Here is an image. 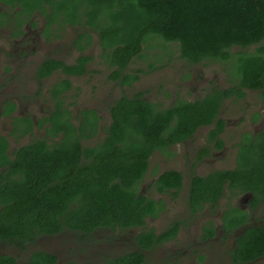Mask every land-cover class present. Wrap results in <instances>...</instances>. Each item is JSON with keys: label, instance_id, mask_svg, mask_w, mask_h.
<instances>
[{"label": "trees", "instance_id": "trees-1", "mask_svg": "<svg viewBox=\"0 0 264 264\" xmlns=\"http://www.w3.org/2000/svg\"><path fill=\"white\" fill-rule=\"evenodd\" d=\"M23 12L39 9L49 15L51 23L63 17L65 23L94 28L99 33L103 56L112 68L114 78L132 85L138 77L123 75L131 62L140 57L144 44L151 39L177 44L180 57L189 64L205 61H233L237 85L213 89L203 99L178 101L160 109L140 96H123L110 107L111 124L95 147L84 148L82 138L97 135V120L87 119L91 132L73 126L60 129L66 133L61 144L45 142L22 148L10 163L9 181L0 186V234L20 247L39 234H56L64 228L83 234L98 230L128 231L140 229L136 243L140 250L112 260L109 264H144L143 251L176 238L181 225L175 222L157 233L146 229L147 220L159 216L155 200L139 191L156 150L191 138L196 131L217 118L225 99L244 97L245 89H264V47L256 53H235V47L246 49L264 41V0H19ZM11 4L15 0H10ZM91 57H82L77 65L49 60L42 76L59 69L65 75H83ZM46 72V73H44ZM71 89L68 80L61 83ZM60 87V88H61ZM63 89L59 92H62ZM87 114V113H86ZM222 128L223 125L219 124ZM3 146L0 145V153ZM5 158V156H2ZM161 193L182 186V176L166 172L156 180ZM225 188L254 195L255 207L264 200V131L246 136L239 145L234 170L217 171L207 177H195L189 196L193 213L206 204L215 207L225 195ZM178 195L177 193H174ZM162 209V208H161ZM227 229L245 224L246 211L234 208L225 213ZM209 236L213 228L205 229ZM232 253L236 263L264 255V224L247 228L237 238ZM32 264H55L56 258L36 253ZM0 264H16V259L0 258Z\"/></svg>", "mask_w": 264, "mask_h": 264}, {"label": "rangeland", "instance_id": "rangeland-1", "mask_svg": "<svg viewBox=\"0 0 264 264\" xmlns=\"http://www.w3.org/2000/svg\"><path fill=\"white\" fill-rule=\"evenodd\" d=\"M2 11L6 12V8L0 4V12ZM40 26L41 22L38 23V28ZM8 32H11L10 28L9 30L0 29V52L3 49V39ZM77 33L79 30L76 28H64L61 31L63 41L57 42L59 44H55L57 47L53 49L57 50L60 57L64 58L65 56L67 61L78 58L79 54L72 53L71 47ZM91 34L93 38L91 36L90 47L83 53V55H89L92 58L89 62L88 73L83 78L73 81V88L67 94L64 103L65 108L71 113V123L76 127L79 126L82 114L86 110H94L99 116L97 135L92 136L89 141L87 140L88 142L85 140L84 146L92 147L102 140L105 130L111 122L110 107L123 96H140L160 109H166L180 100L194 102L203 99L213 89H227L237 83L233 64L235 57L234 60L229 61L230 63L228 62L229 64L220 61L189 64L180 57V49L177 44L165 43L160 39H151L144 44L142 55L134 58L124 71L123 75L138 77L132 85L126 86L123 84L122 78L119 80L114 78L116 68H112L105 60L100 38L94 33ZM31 45L29 44L28 47ZM262 46L264 47V41L261 45L250 46L246 49L235 47L231 52L232 54H253ZM38 48L43 49L41 45ZM33 56L31 53L30 59L27 61L32 63V68L35 65ZM27 76L29 77V73L22 75L21 78ZM63 78L64 76L58 73L53 81ZM39 88L40 90L35 89L36 101L33 100L32 103L39 109L42 108L44 112H54V101L48 96L47 91H42V87ZM245 92L246 97L244 99H229L225 102L223 118L230 120L231 123L221 137L225 145L222 149H215L214 155L205 160L198 162L193 160V152L195 155L201 147L206 145L211 147L215 143L208 137L210 129L203 128L191 142L175 148L174 159L171 162H168L166 155L156 153L151 159L150 171L139 189L149 188L155 180L153 177L156 173L158 175L164 169L171 167L181 170L188 178H191L194 173L205 176L213 171L236 168L237 144L245 132L254 134L258 129L257 125L261 123L264 117L262 93L250 92L249 90H245ZM255 115H259L257 122L254 120ZM0 123H5V121H0ZM87 129L92 131V126L88 125ZM51 140L55 142L59 138L55 137ZM183 153L185 155L182 160ZM188 182H186L184 190L177 199L169 195L154 193V191L151 195L148 194L153 199L156 197L164 200L166 208L157 218L147 220L146 229H154L157 233H161L175 222H179L182 226L178 235L179 242H173L156 249L148 264H172L170 257L175 252L174 249L180 252L185 251L184 254L191 255L187 264H231V249L243 229L226 231L224 229L225 211L231 207L241 208L242 206L243 210L250 213V224L260 225L264 222V201L253 209L251 201L248 203L240 202L244 196L241 191L239 193V191L232 190L226 192L218 206H208L200 213H193L189 208ZM210 228L216 231L217 240L207 241L203 250L207 256V261L200 263L196 260V255H192V250L199 244V238L202 237L205 229ZM140 232V229L128 231L98 230L93 234L84 235L71 231L65 232L59 238H54L53 241L47 243L51 247L53 242L59 248V252L63 256L61 264L70 262L100 264L105 260L138 250L136 236ZM46 249L50 251L49 247ZM6 252L11 255L16 253L19 254V257H24L27 250H21L15 244H10L6 247Z\"/></svg>", "mask_w": 264, "mask_h": 264}, {"label": "flooded vegetation", "instance_id": "flooded-vegetation-1", "mask_svg": "<svg viewBox=\"0 0 264 264\" xmlns=\"http://www.w3.org/2000/svg\"><path fill=\"white\" fill-rule=\"evenodd\" d=\"M17 3H20V1L15 0V3L11 4L10 0H0V4L4 8H6V12L4 11L0 12V29H4V30H9V28L11 29V32H8L3 39V49L0 52L2 57V60L0 61V121L3 122L5 121V123L2 124L0 123V145L3 146V151L2 153H0V186L1 183L5 184L6 186V181H9V173L11 167L9 161H11L12 163L15 162L17 159V153L22 148L42 142H45L49 146H53V145L56 146L58 144H61L62 140L66 138V133L60 129L66 128L67 123L68 126H73L76 129L78 135H81V131H79V129L80 128L83 129L84 128L83 125H87L86 117L87 119L94 118L93 115H88L90 112L95 113V118L97 120V132H98V124L100 120L98 114L94 110H86L82 114L79 126L76 127L74 124L71 123V113L65 108L64 105L67 94L73 88V81L81 79L85 75H87L89 62L86 65V72L83 75H65V73L57 69V70H53L50 74H46L45 76H42L43 72L41 71V69L46 65V62L49 60H55L57 62L61 61L67 65H77L78 60L80 58L90 57L89 55H83V53L86 52L87 49L90 47L89 45L91 44V36H92L91 33H94L98 37H99V33L96 31V29L87 27L85 23H82L81 25L78 24L72 25L70 23H65L63 17H59L58 19L56 18V20L51 23L50 19L52 18V12L54 10L49 6H47L49 15H45L37 8L32 14H27L23 12V8L19 7ZM39 22H41V26L38 28ZM64 28H76L77 30H79V33L76 34L73 44L71 45L73 49L72 53L79 54L78 58L76 59L74 58L73 61L65 60L66 58L65 56L64 58L60 57L57 50H53L54 47H57L55 46V44L56 45L59 44L57 42L63 41L61 31ZM29 44H32L31 47H28ZM39 45H41L43 49L38 48ZM31 53L34 55L33 57L35 59V65L33 66V68L31 67L32 63L27 62L30 59ZM27 73H29V77L27 76L22 79L21 76L26 75ZM58 73L62 74L64 78L61 80L53 81V78ZM64 80H68L70 82L71 89L66 90L65 88L63 89V87H61L62 86L61 83ZM238 82L239 81L237 80V83ZM237 83L234 84V86L237 85ZM39 87L43 88L42 91L45 92L47 91L48 96L54 101L55 103L54 112L52 113L51 111L44 112L42 108L39 109L35 104L32 103L33 100L36 101L35 97L37 96V94L35 89L38 88V90H40ZM62 89L63 91L59 92ZM221 90H226V89H221ZM243 90L244 92L245 90H249L250 92H258V93L261 92L262 93L261 96L263 97L264 100V89L250 90L244 88ZM245 97H246V92H245V96L242 98L238 97L237 95H232L231 97L225 99L221 111L218 113L217 118L214 120L212 124L200 127L191 138L185 141L175 142L165 147L163 150H156L150 156L149 159L150 167H151V159L156 153L166 155L168 157L167 158L168 162H171L174 159L173 155L175 153L174 152L175 148L181 145H185L187 144V142H191L194 136L203 128L210 129V131L208 132V137H210V139L215 143L213 142L214 144L211 147H209L208 145L201 147L200 151L195 155L193 152L192 158L195 162H198L199 160H205L213 156L215 149H222L225 146L224 141H222L221 137L224 134L226 128L231 123L230 120H225L223 118L224 117L223 108L225 106V102L229 99H244ZM25 100L26 103L24 104ZM258 116L259 115H255L254 120L256 122L258 121ZM110 118H111V114H110ZM219 124H222L223 127L221 128ZM257 128L258 129L254 134L245 132L242 135L239 143L237 144V149H239L240 143L243 141V139L246 136L252 135L256 137L259 136V134L264 131V117L261 123L257 125ZM106 130H105V134H106ZM84 131L91 132L89 129H87V127L84 128ZM50 136L53 139L55 137L59 138V140L53 142L51 140L52 138H49ZM91 138L89 139L82 138L81 144L84 148H91L83 145L85 140L89 141ZM98 143L94 144L92 147H95ZM184 155L185 153H183L181 157L182 160ZM2 156H5V158H3ZM237 156H238V151L236 158ZM236 165H237V159H236ZM150 167L148 173L150 171ZM219 171H229V170H219ZM166 172H175V173H179L182 176V186L179 190L173 189L163 193L157 190L155 186V182L160 177V175ZM214 172L217 171H213L205 176H200L194 173L193 175H191V178H188V176L185 175L181 170L174 169L173 167L167 168L164 169L158 175L156 173V175L153 177L155 178V180L153 181L152 185L149 186V188L146 189L145 187H143L142 190L139 189L140 190L139 192L150 199L153 198L149 197L148 194L151 195L153 191L154 193L160 195H169L172 198L177 199L179 197V194H181V192L184 190L186 182L189 181L187 183L189 189V194H188V199H189L193 179L195 177H207ZM142 185L143 183L141 184V186ZM144 190H145V194H144ZM225 191L227 192L231 190L225 188ZM236 191H239V193L241 191V193L244 194L240 202L248 203L251 201V206L253 209L257 208L261 204V202L264 201L262 200L258 205L254 207L252 205V202L254 200V195L251 192H243L242 190H236ZM174 193H177L178 195H175ZM153 200H155L158 204H160L159 215L162 214L166 208V202L161 198H156V197H154ZM220 200L217 202L216 206H218ZM211 205L212 204L210 203L206 204L205 208ZM2 208L3 207L0 204V211L2 210ZM234 208H237L242 211H246L243 210L242 209L243 207L241 206V208L231 207L230 209H227L225 213ZM247 214H248V218L245 224L237 228V229L240 228L243 229V231L241 232V234H239V236L242 235L245 232V230H247V228L261 227L264 224V222L260 223V225L250 224V213L247 212ZM151 218H157V217H151ZM225 218L226 217L224 216V220ZM226 227H227V222L224 221V229L226 231H230ZM237 229H234L233 231H236ZM71 231L75 232L72 229L64 228L63 230H61V232L53 235L39 234L35 236L33 240L26 243L22 248L19 245H17L15 242L7 241L6 230H4L3 233L0 234V258H5V257L14 258L16 259V264H32L33 257L36 253H47L56 258L57 262L55 264H61V258L63 257L61 255L62 253L59 252L60 251L59 248L55 246L53 242L51 244V247L49 243L53 241L54 238H59L65 232H71ZM84 235H90V234H84ZM216 235H217L216 231H215V235L212 237H210L209 233H207L206 231L203 232L202 237L199 238L198 241L199 244L196 245V247L193 248L192 250V255L193 256L196 255V260L198 262L204 263L207 261V256L206 254L203 253V250L207 244V241L217 240ZM237 238L235 240L234 246L231 249V261H230L231 264H263L264 263V255L250 261H243L241 263L234 262L232 259V253L238 247ZM173 242H179V236L163 244L156 245L150 250L143 251L145 255L144 264L149 263L150 257L153 255V252L156 251V249L162 246H167ZM10 244H15L16 246L20 247L21 250H27V253H24V257L22 256L19 257V254L16 253L11 255L9 252H6V247ZM44 247L46 248L49 247L50 251H47V249ZM137 249L140 250V248ZM174 251L175 252L170 257L172 264H187L189 257L191 255L184 254L185 251L180 252L175 249ZM125 255L127 254L114 257L113 259L111 258L109 260H105L103 261V263L100 264H109L110 261L116 260ZM67 264H82V262L79 263L70 262ZM85 264H98V263L88 262Z\"/></svg>", "mask_w": 264, "mask_h": 264}]
</instances>
